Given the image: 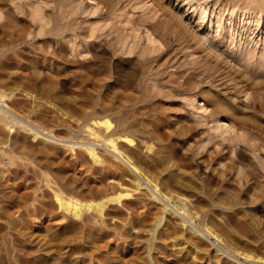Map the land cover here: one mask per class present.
Here are the masks:
<instances>
[{"label": "rangeland", "instance_id": "1", "mask_svg": "<svg viewBox=\"0 0 264 264\" xmlns=\"http://www.w3.org/2000/svg\"><path fill=\"white\" fill-rule=\"evenodd\" d=\"M0 3V264H264V0Z\"/></svg>", "mask_w": 264, "mask_h": 264}, {"label": "bare ground", "instance_id": "2", "mask_svg": "<svg viewBox=\"0 0 264 264\" xmlns=\"http://www.w3.org/2000/svg\"><path fill=\"white\" fill-rule=\"evenodd\" d=\"M7 3V2H6ZM1 4H3V3H0V5ZM3 5H5V4H3ZM7 6V5H6ZM9 6V5H8ZM8 6H7V8H8ZM2 7L3 6H1V10H2ZM5 8V7H4ZM16 8V6L14 7V9ZM13 8H11V7H9L7 10H6V8H5V10L3 9L2 11H5V12H2V14H1V11H0V33H4V31H5V29L7 30V28L9 27V28H11L12 26H11V24H9L7 21L9 20V21H11L10 19H12V18H15V20H17L18 22L19 21H23V17H22V13H23V11L22 10H19L20 8H18L17 7V9H15V10H19V11H15ZM22 9V8H21ZM20 14H21V17H20ZM23 14H27L26 13V11L23 13ZM4 15V16H3ZM1 16H3V18L4 19H6V17H10V19H8L7 21H4V19L1 21ZM27 16V15H26ZM13 20V19H12ZM14 20V21H15ZM12 23V22H11ZM20 23V22H19ZM54 30H55V28L54 27H52ZM50 29L51 31L50 32H52V30L53 29ZM32 31H34V30H32ZM56 31V30H55ZM50 33L49 32V30H47L45 33ZM29 33H32L31 31H29ZM44 33V34H45ZM34 34V33H33ZM22 36V35H21ZM20 36V38H23V37H21ZM35 36V35H34ZM20 38H18V40L20 39ZM24 39H26V38H24ZM23 39V40H24ZM22 40V39H21ZM22 40V41H23ZM20 41V40H19ZM27 43V42H26ZM210 43V42H209ZM53 45V44H52ZM54 45H56V44H54ZM31 47H33V46H31ZM54 47V46H53ZM56 47V46H55ZM53 48V50L54 49H58V48ZM58 47V46H57ZM23 49H25L26 50V48H22V49H20V50H22L23 51ZM27 49H30V48H28L27 47ZM37 49V48H36ZM41 49V48H40ZM47 50H49V49H46L45 50V52H47V53H49ZM59 50V49H58ZM29 51V50H28ZM27 50H26V52H28ZM42 52L44 53V55H45V52L42 50ZM55 52H58L59 53V51H57V50H55V51H53V53L52 54H54ZM20 54H23V53H21L20 52ZM24 54H25V52H24ZM60 54V53H59ZM58 54V55H59ZM50 56L49 57H52L51 56V54H49ZM55 55H57V54H55ZM240 55H242V54H240ZM238 56H239V54H238ZM47 57V56H46ZM57 57V56H56ZM236 57V56H235ZM240 57V56H239ZM234 59V58H233ZM236 59V58H235ZM237 60V59H236ZM235 61V60H234ZM261 61V60H260ZM260 61H257V63L258 62H260ZM262 62V61H261ZM238 63V62H237ZM248 63V62H247ZM259 64H261V63H259ZM219 67V66H218ZM221 67V66H220ZM222 68V67H221ZM254 69H256V67H255V65H254ZM199 73V72H198ZM106 78H104V80H105ZM238 79V78H237ZM107 85V84H106ZM112 86V85H111ZM110 86V87H111ZM116 86V85H115ZM113 88H115V87H113ZM117 90H119V89H117ZM116 90V91H117ZM111 91V90H110ZM113 91V90H112ZM115 91V90H114ZM118 94V93H117ZM143 98H145V97H143ZM133 99V98H132ZM131 99V100H132ZM134 100V99H133ZM139 100V99H138ZM129 101V100H128ZM139 102H140V100H139ZM131 103V102H130ZM96 120V119H95ZM94 121V120H93ZM92 122V121H91ZM93 125H98V126H100V125H103V126H105L104 127V130H105V128L107 129V131H108V128L110 127V123H109V121L108 120H102V119H100V120H96V121H94V123H93ZM88 127H90V126H87L86 128L88 129ZM97 128H99V127H97ZM86 129V130H87ZM89 130H90V128H89ZM92 130H93V128H92ZM88 131V130H87ZM99 131H101V130H99ZM89 132H91V131H89ZM93 132V131H92ZM94 132H95V130H94ZM93 132V133H94ZM104 132V131H103ZM112 132V131H111ZM110 133V132H109ZM113 134V133H112ZM92 135V134H91ZM100 135H102V134H100ZM104 135V134H103ZM105 135H106V132H105ZM117 135V134H116ZM122 135V134H121ZM89 136H90V133H89ZM96 137V136H95ZM114 136H112L111 134H109V135H107L106 136V139L104 140V141H106V143L105 144H107V145H109L110 146V148L112 149V152H114L115 154H118V155H120V156H122L124 153H125V151H126V149L124 148L123 149V151L122 150H120L118 147V145H120V144H118L117 145V143H118V141L119 142H122V144L121 145H123V147L124 146H127L126 144L127 143H130L131 144V142H132V140L128 137V136H126V135H123V136H118V138H113ZM107 145H105V146H107ZM109 146H107V147H109ZM120 147H122V146H120ZM122 147V148H123ZM128 147V146H127ZM128 149V148H127ZM130 149V148H129ZM86 150H87V152H88V154L91 156V158L93 159V161L94 162H100V163H102V161H104V160H102V158H100V156H99V154L97 155V152H95V150L93 149V148H91L90 146L88 147V148H86ZM131 152V151H130ZM126 153H128V152H126ZM132 154V153H131ZM113 155V154H112ZM134 155V154H133ZM115 156V155H114ZM126 156V159L127 158H129V157H127V155H125L124 154V156L123 157H125ZM118 157V156H117ZM125 159V160H126ZM137 159V158H136ZM138 160V159H137ZM125 162V161H124ZM135 173L136 172H140V169L138 168V165H135V163L133 162V161H131L130 159L129 160H127L126 162H125ZM140 167V166H139ZM141 173V172H140ZM138 174V173H137ZM118 175V174H117ZM141 175V174H140ZM122 176V175H121ZM142 176V175H141ZM118 179V178H117ZM120 181V180H119ZM145 181V180H144ZM150 181V180H149ZM149 181H145V182H148L149 183ZM120 183L121 182H119V185H120ZM140 185H141V183L140 182H138V181H135L134 182V186H135V188L137 189L138 187H140ZM147 186V185H146ZM154 186V185H153ZM122 187V186H121ZM156 187V185L154 186V188ZM150 189H151V187H150ZM155 190V189H154ZM158 191H159V189H158ZM125 192V191H124ZM154 192V191H153ZM153 192H151V194L153 193ZM158 193V192H157ZM59 196H60V194H59ZM56 193H55V200H56V203L58 204L57 206L59 207V208H62L64 211H73V214L74 215H76V216H79V213L82 211V209H89V208H94L95 210H96V212H99V213H101L102 211H103V209L105 208V206H106V204H108V203H110V202H114L115 201V203H117L121 198H123V197H130V193H128V192H125V193H118L117 192V194H115L114 196H110V197H108L107 196V198H105V199H100L99 201H97V202H95L94 204H92V203H86V204H82V203H80V202H78L77 200H73V199H71V198H62V197H59ZM161 196H163V195H161ZM105 197V196H104ZM156 196H154V198H155ZM103 198V197H102ZM156 198H158V197H156ZM160 198V197H159ZM163 198V197H162ZM128 199V198H127ZM126 199V200H127ZM131 199V198H130ZM132 199L133 200H135L133 197H132ZM129 200V199H128ZM117 201V202H116ZM130 201V200H129ZM128 201V202H129ZM141 201V200H140ZM162 201V200H161ZM127 202V203H128ZM136 202V201H135ZM139 202V201H138ZM121 203H122V201H121ZM125 203V202H124ZM143 203V202H142ZM145 203V202H144ZM143 203V204H144ZM120 204V203H119ZM129 204V203H128ZM136 204H138V203H136ZM135 204V205H136ZM126 205V204H125ZM124 207H126V206H123V208ZM142 207V206H141ZM141 207H139L140 209H141ZM129 207H127V209H128ZM131 208H133V207H131ZM143 208H145V207H143ZM126 209V208H125ZM133 209H135V208H133ZM132 209V210H133ZM131 210V211H132ZM169 210V209H168ZM142 216V215H141ZM141 220V219H140ZM184 223V222H183ZM181 224V223H180ZM190 227V226H189ZM134 228V227H133ZM190 229V228H189ZM154 239H156V238H154ZM154 241V240H153ZM158 243V242H157ZM151 244V243H150ZM160 244V243H159ZM153 245H154V243H153ZM173 245H175V244H173ZM155 246V245H154ZM167 246V245H166ZM153 247V246H152ZM157 247V246H156ZM163 247V246H162ZM168 247V246H167ZM154 249V248H153ZM152 250V249H151ZM162 250V249H161ZM168 251V250H167ZM163 252V251H162ZM173 255V254H172ZM172 255H171V257H172ZM174 258V257H173ZM178 259V258H177ZM174 261V260H173ZM181 261V260H180ZM176 262H177V260H176ZM179 262V261H178ZM180 263V262H179ZM178 263V264H179ZM183 263H185V262H183ZM181 264V263H180ZM187 264V263H186ZM190 264V263H189ZM194 264V263H193Z\"/></svg>", "mask_w": 264, "mask_h": 264}]
</instances>
